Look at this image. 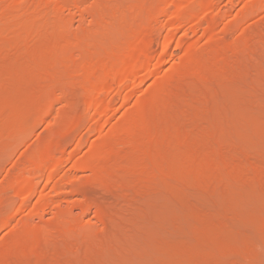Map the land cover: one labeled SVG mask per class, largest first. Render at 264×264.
<instances>
[{
    "label": "bare ground",
    "instance_id": "obj_1",
    "mask_svg": "<svg viewBox=\"0 0 264 264\" xmlns=\"http://www.w3.org/2000/svg\"><path fill=\"white\" fill-rule=\"evenodd\" d=\"M113 1H116V0H111L109 3H107L106 7H108V10L104 6H103L104 8L100 10V8H102L101 5L105 3L100 4L99 5L100 7L98 6L99 8L96 7V9H98V11L100 10L101 12L94 14L96 18V19L94 18V20H96L95 23L98 24L99 27H101V30H97L91 33L86 32L84 33V35L83 34L81 36L76 35L73 37L75 38V41H78L80 43L81 41L86 42L88 39L92 37L94 38V40H96L97 39L96 37L103 38V36H109L113 31H115V34H116L115 41L114 40H111L110 42L108 41L109 42L108 45H106L107 44L106 41L99 42V44L97 45V48H93L94 51H97V53L94 52V53L89 54L88 56L85 55L87 58L85 57L86 59H84V61H81L82 63L78 61H75V63L74 62L71 63L72 65H74L73 67L76 70V72H79L80 75H83L85 77V82L90 84V86L88 87L90 90V96L87 95L88 99L86 100L88 101V104L86 105L87 106L86 113L88 116H85L86 113L85 111L83 112V110H82V114H78V115H75V113L73 112V116H75L74 119H72L73 121L71 120L72 121L71 122L68 120L70 122L69 123L70 126L68 125V121L66 122V124L69 126V127L67 126L68 127L67 130L69 131L78 130L85 122L87 123V121L84 122V120H86L85 118L87 117L93 118L95 116L100 119L99 121L101 123V124L99 123L100 126H97L96 124V127H95L96 129L93 127L92 129L100 132L101 136L99 135V138H101V140L98 139V143H100L99 141H101L100 143L101 146L99 145L97 146L96 144L94 146L93 144L94 147L92 146V150H94V152H92L87 157L86 154H89V153L85 151V154H82V155H85L84 159L83 158L81 159V157L78 158L79 160L80 159L81 160L80 161L78 160L79 162L73 165H75L76 168L80 166V168H83L85 170L88 168L90 170L92 169L95 173V178H94L95 183L97 181L98 182L100 181V184L103 182L104 184L108 185L106 186V188H109V187L111 188V189L109 188L110 190L106 189V191L109 194L115 195L114 192H116V194L118 193L117 197L126 199V201L120 199L117 205L118 206L117 210L118 208L121 209L126 206L129 207L130 210L129 208H123V210L122 209L119 210L120 215L118 214L113 215L115 213L112 214V211L109 208L105 207V205H103V204L108 203L107 199L105 201V198L102 200L103 197H100L101 199L95 198L94 196L91 195V193L86 191L85 193L89 196L85 195L86 199L80 204V208H82L81 209L82 212H88L87 210H89L90 207L93 208L94 206L96 210V216L99 222L101 224L102 223L105 224L107 222V224L109 225L112 221L118 220L119 218L124 217L123 214H126L127 211L130 212L128 216L131 215L132 208L130 206L132 205V203L135 204L134 203L135 200L133 199L137 197L136 195L144 199L143 194H145V192L142 189L143 186L147 187L148 190L152 194H156L159 192L160 194H163L165 192L166 194L167 193L168 194L166 195L164 193L165 195L163 194L161 197L163 196L170 197L172 195L171 198L173 197L172 199L175 200V202H178L181 205L187 204L188 205L187 208L189 210L191 208L190 212L189 210L188 212H186L188 213L190 217V219L188 217L187 220L192 221L193 223H195L194 225H196V226H193L189 224L191 226V229H194L195 227L198 229V231L194 230V231H197L198 233V234H195L196 241H198L199 243L200 242L203 243L204 241L205 242L209 241L208 242L209 244L204 242L205 245H202V244L194 243L195 241H193L191 242L192 244H190L192 245L190 247H193L192 249H189L190 248L189 245H188L189 248L180 247L181 249H177V250H171L169 248L168 250L170 251L168 250L167 251L165 250L166 252L164 251L166 255H164L163 253V255L167 256V259H168L166 262L162 261L163 264H264V208L256 207L255 209L251 207V205L253 204L251 205L248 204L250 202L249 199H251V197L254 196L255 198L257 196L258 197L264 196V149H263L264 148V136L262 137L258 136V135L264 134V132H261V134L257 135V138L263 145H260L258 143L260 145L258 146V145H255L257 142L256 143L254 142L255 143L254 144L253 142L251 143L247 140L249 138H247L248 136L246 135L251 131H247L246 135L243 134V136L245 135L246 136L245 138L247 139L242 140L239 138L241 140L239 141L237 140L238 138L236 139L234 138V136L232 138L231 136V135H234L235 130L234 132L232 131L235 125L232 129L230 128L236 122L234 123V121H232L233 119H229L231 117L228 118V116L230 115L229 114L230 112L228 113L229 115L226 113L228 116L224 114L225 118L223 119H226V120H224L223 122L222 121L220 122V120H222L221 117L217 118L218 117L217 115H219V112H218L219 110L217 109L221 108V110H225V109H222L224 107H221V106H224V101H222V99H218V98H222L221 96L223 95V93L221 92H223L225 88L227 89L231 88L232 93H236V91L233 92L234 89L236 88H238L237 89L238 92L240 90H245L246 88H249V89L251 88L250 94L253 98L251 99V101L252 100L255 101L256 99H258L259 95L257 96V94L262 93L261 92L262 89H260L259 86H256L257 85L256 83H254L253 85L252 83L251 84H248V83L254 80L255 82L259 81L254 78L257 75L256 74L257 71L258 73L261 72L260 70H258V66L261 64L260 67L261 66L264 67L262 64L263 62L261 61L260 64H253L250 62L251 64L249 65V62L246 63L245 60L248 58L251 59L252 57L253 59L256 58V59L262 60L259 57L264 56L262 55L264 54V25L263 23H261L260 26L257 25L255 29L250 28L249 30L248 28L250 26L242 29V33L239 35V37L236 38L237 40L236 39L234 40L232 35L235 32L233 31L237 28H242V26L240 27L237 23L236 25L235 22L234 23L231 22L230 24V21L227 22L228 24H225V25L221 24L224 26L220 25L221 23L220 18H223L224 16H222L217 11H219L218 9H219V6L221 5L220 2L222 0H140L139 3L137 1H133L130 8L125 7L124 9L129 8L127 9L126 12L123 11L124 9L122 10L120 8L119 10L117 8L116 6L117 1L115 2L116 7H112L113 5L111 6V2L113 3ZM80 2L79 0H0V61H3V62H6L8 60L16 61L20 58V56L28 55V57L25 56L24 58L22 56V59H25V61L28 58L27 64H22L19 66L16 64L14 65L15 66L14 68L19 67L21 69L23 67L22 72L20 73L8 72L7 75H5L4 70L0 67V85L5 87L4 89L6 91L8 87L10 88L12 86H15L18 83L17 80L19 78H20L19 81H21L23 80L21 79V77H24L25 79V76L27 77L34 70L36 69L40 70L41 68L40 62H42L43 60L44 63H47V61H45L43 58H45L46 56H51V55L54 56L57 54L54 52L52 53L49 52L51 53V55H48L49 53L47 52L46 45H48L49 47L52 45V43L50 42L51 45L47 43L45 44L40 38L44 34H52V35L54 34V37H56L60 33L62 34L63 28H65L66 25H65V22L61 20L62 19L61 13L65 9H68V8H79L81 4ZM248 2L249 4L246 6L245 11L240 14V17L242 19L247 18L249 15H252L254 12H257V10L259 11L262 7H264L263 6L264 0H250ZM92 9L94 10V8H91L90 11H92L93 13ZM90 11L88 10V12ZM213 12H217L218 14L217 13L212 14ZM142 14H144V16H140ZM219 14L221 15V17L220 18L216 17V15L219 16ZM210 15H213V16L210 17ZM214 16L216 18H214ZM160 18H163V23H162V19L161 21L159 20ZM137 19H139L138 20L139 22L136 21ZM204 20H206L207 22L206 26H203L202 24V21ZM164 22L167 24L169 28L165 27ZM222 22L224 23V21ZM131 24H133V26H131ZM163 24H164L163 27H165L166 29L170 31L167 32V35L165 33V37L163 38L162 41H160L161 43L158 42L161 44V47L158 48L159 51H157V49L156 50L154 49L155 48L154 46L156 45L155 37ZM190 25H192L193 32L201 31L202 36H204L207 39L205 43L203 42L204 43L203 46H199L198 44H193L191 42L190 44L188 43L189 40H186L183 36H181L182 38L181 40L183 41H179V42L177 41V43L175 42V36L177 35L176 33L181 30H183V33L182 32L180 33L186 34L188 36V33L191 32V30L186 31V28L188 26L190 27ZM126 26L133 27L131 28V30L133 31V37H132V34H127L126 32H124L125 29L119 31L120 28L122 29L123 27H126ZM121 32H124V33H121ZM126 34L128 35V37H130V41L127 44H125L126 43L125 40L127 39ZM118 36L120 37L118 38V42L121 40L123 43L125 42L124 44L121 41L119 43H116ZM228 36L230 37L232 36V38ZM227 37L229 39H227ZM68 38L66 39L67 40L66 44L71 43L70 40L72 38H70V40H68ZM230 39H233L234 41L233 42L232 40L229 41ZM177 40H180V39H177ZM185 42L189 45H186ZM80 44L83 45L82 42ZM101 44H104L106 48L102 46L103 49H98V46ZM174 44H175V47H174ZM89 45L86 44L85 46L89 47ZM59 46L60 44L57 47ZM173 47L174 48L184 47L185 54L179 60V62L174 64V66L170 69V71L161 75L164 61L166 62V58H167L166 56H168V54H171L170 52ZM107 48H111L112 51H109L110 49L107 50ZM86 51L88 50L86 49ZM92 54H94V56H92ZM95 54L97 55V57L100 58L99 60L95 59V56H96ZM30 57L34 59L35 61H38V67L33 63L34 61ZM48 59H50V57H48ZM29 61H31V63ZM221 63L223 64L221 65ZM18 64H21V63L19 62ZM210 65L211 67H215V68L208 67ZM24 66L26 67L24 68ZM32 66H35L36 68ZM47 66L44 65L43 68L45 69ZM250 66H253V67H250ZM254 66L257 68H255ZM222 67H224V69ZM29 68H33V69H29ZM43 68H41L40 71L37 70L40 73L38 76H41V74L42 75L44 74ZM210 68L216 71L218 70V68H222V69L221 70L219 69V74H217L218 71L217 72L215 71L216 73L214 72L215 74L213 75V73L210 72L211 71ZM77 69L79 70L77 71ZM207 69H209L210 71H207ZM30 70H31V73L23 74V72H27V71L30 72ZM67 71L70 72L69 69ZM153 72L155 73V75L156 73L159 76L161 75L160 77L156 75L158 78L153 83L155 84V85H152L153 88L149 86V90L145 92H143L144 91L143 90L140 93H137L138 90L142 89L141 87L144 85L143 83L145 82V79L151 77V75L154 74ZM245 73L246 74L249 73V74L246 75ZM254 73H255V76H254ZM148 74L150 75L149 77H148ZM223 74H227L226 76H224L225 80H223L222 78H219L218 76H217V79L214 77L215 75H219L220 77H223L221 76ZM262 74L263 73H260L256 77L258 78V76L259 75L262 76ZM21 75H24V76H21ZM49 75H50V77L48 76L49 79L51 78L53 80L54 77H51V74ZM77 75L79 74L77 73ZM244 75L247 77H245ZM252 75H253V78H251ZM210 77H212L213 79ZM209 78H210V81H209ZM228 78H231V80ZM235 78L240 81H236ZM246 78L247 79L249 78V80L251 81L246 80ZM195 79H197L196 80L197 83L204 84L203 88L205 90L201 89L202 85H199V86L194 85L195 87L192 86L191 83L193 84L195 83L194 81L192 82V80H195ZM202 79L206 80V82H209L208 83L209 86L206 82L204 83V80ZM211 79L214 80V82H211L212 81ZM219 79H221L219 82L215 81ZM198 80H201V81L198 82ZM232 80L234 81V83L232 82L233 84L230 85ZM224 81L225 82L227 81L226 83L228 84H226ZM245 81H248V83H246ZM222 82L224 83V86L222 85L223 84ZM238 82H242L240 85H238L242 87H238L236 85L238 84ZM24 83L25 85L27 84L26 81ZM212 83L214 84L216 83L215 85L217 86L211 85ZM220 83L222 84L220 85ZM18 85L19 83L17 84L16 87H21ZM227 85L228 87H226ZM245 86H249V87L244 88ZM23 87L32 89L30 84L29 85L27 84L26 86H22V89ZM213 87L214 88L216 87L217 89L220 88L219 91L221 92L215 93L216 90H214ZM42 88H39V89H42ZM197 88L198 90H202V91L201 92L197 91L196 90ZM210 90H213L212 91L213 94H211L212 92ZM13 91L11 94L12 97H14V94L15 96L17 95L15 90ZM38 91L41 92L40 90ZM39 92L37 93L38 100H41L43 99V97H41L42 95H40L39 97V94H41ZM68 92H71L70 89L69 91H65L62 94L56 93L57 94L56 96L57 98L61 97V98H64L65 100V97L66 98L71 97L70 93H69L70 95L67 94ZM6 93H7L6 95L9 94V92H6ZM26 93L28 94L29 92H25V94ZM19 94L21 95V92H19ZM58 94H60L61 96H58ZM65 94L67 95L65 96ZM115 94H119L120 96H122V99L125 102L131 101L133 97H135L136 95L137 96L141 95V97H138L139 99L137 98L138 101L133 108L131 105L132 109H128L129 112H127L126 115H124L126 117L124 118L123 116L122 119L124 122H121L120 125H115V126H112L111 124L112 127L111 128L109 127V130L108 131L106 130L107 132L106 131L102 132L103 127H105V125L108 126V124L112 122V117H111L112 113L117 108V107L116 108L114 107L115 103L113 104L112 100L109 99V97L114 96ZM219 94H222V95L220 96ZM211 95H215V96L218 95L220 97L217 96L216 99H214L215 96L210 97ZM5 97H7L8 99H11L9 98L11 97L10 95L5 96ZM227 97H225L224 99L225 101L226 99L227 100L231 99L230 97L229 99ZM23 98L25 97L23 96ZM61 98L57 100L59 101L63 100ZM234 98L232 99L234 100ZM26 99L28 100L30 98H26ZM36 99H37V96L35 100ZM47 100L48 102L46 103V106H45L46 108L48 104L50 103L49 101H53V100L55 101L56 97L52 99L48 98ZM216 100L218 102H216ZM19 101L17 100V102ZM12 102L13 100L11 102H8L5 105L3 104V106L5 107L7 105L5 108V111L7 110L8 112L7 117L9 118L11 115H13V117L11 116V120L13 121V119L15 118L18 121L16 120L17 122L14 121L13 123H10V124L5 123L7 120L8 121H11V120L7 119V117H5V113H3L4 116H2L1 114L0 117H2V119L4 117V119L6 120H3L2 122H0V124H1V127L4 128V130L8 131L9 134L13 132L12 130L16 131V132H13L14 134L16 133L18 134L19 133L18 131H21V129L23 128V125H19L18 122L19 121L24 122L30 117L33 118L34 116H29V114H32V112L29 113V111L33 109H31L32 107H29L30 110H26L27 108H23L24 106L23 107L21 106L20 108L14 102V105H10V108L8 111L7 109V107H9L8 104H11ZM235 102H232V104H234ZM211 103L215 105H212ZM255 103L256 101L254 102V104ZM40 104H43V103L41 102ZM20 105H25V104H20ZM236 107L238 108V105ZM46 108H43L42 106V109L38 110V112L34 110L37 112V114L35 113L36 116L43 117L47 113L49 114L50 112L46 110ZM225 108H226V102H225ZM229 108H231V106ZM1 110L2 109L0 108V111ZM73 111L78 113L80 110L77 109L76 111V109H73ZM116 112L117 111H115V113ZM79 113H81V111ZM14 115L16 117H14ZM26 115L28 116L27 119H26ZM30 120L31 118L27 121L31 122ZM219 122L220 124H218ZM227 122L230 123V124L228 123L229 125L233 123L232 126L228 128L229 125L227 124ZM2 123L5 124L7 127L9 125L11 126L13 125V127L11 129H10L11 126L7 128L6 126H3ZM224 123L226 124L223 125ZM29 125L27 124V127ZM9 129L12 132H10ZM247 129H249V127ZM69 131H66V132L68 133ZM61 132H64V131H61ZM231 132L233 134L230 135ZM69 133L71 134V131ZM236 134L238 133L236 132ZM10 135H8V138L10 137ZM252 135L251 137H253ZM222 136H224L223 138L225 139L221 138ZM83 139L85 138L83 137ZM2 141L3 140H1V143L4 142ZM63 141L62 139H60V137L56 139H54L53 137V140L48 143L49 144L48 146H46L47 148L46 147L44 148L45 150L42 148L43 150L38 151L39 153L41 152L40 154L36 153L37 155L35 154L32 157L30 156L31 158H27L24 156L26 160L21 159L23 162H25V164H23L21 161L22 164L18 165L19 169H22V165H24L25 170L21 171L20 173H15L13 176L11 175L12 177L10 176L12 178L11 179L12 188H9V190L11 189L14 190L16 195L22 197L23 202L20 205L14 207L13 209L11 208V206L8 207V204H5L6 201L3 202L0 199L1 200L0 201V230L8 226H11V228H13L11 225L12 222L16 219L15 217H18V215L21 213H26L28 211V215L34 217L36 215L37 216L41 215L47 209H49L47 211H50V209L51 208L53 209L54 206H58L57 203L55 204L53 203L54 201L52 199V195L57 194V193H63L64 191L67 190V189L65 190V188L62 189V187L59 185V183L61 184V182H59L61 178L58 177V175L61 177V175L59 174L60 167L63 165V162L65 159L67 162V160L75 156L74 155L75 152L73 154L71 153L72 156H70L69 152H68V156H65L64 150L65 148H67L66 145L68 143L65 144V142ZM81 141H78V142L82 143ZM125 151L126 152L130 151L131 153L128 154V152L126 153ZM124 153H126L127 156ZM136 154H138L137 157H135ZM130 155L131 156L134 155L135 158L132 156L134 158L133 161L130 160L131 159ZM122 156L124 157L126 156V158L130 161L128 163H130L129 165L131 166L127 165L125 166L126 167L125 168L124 167L125 163L119 162L120 160L122 161L123 159H125V158H122ZM8 174L6 175V177L9 176ZM64 175L65 174L63 173V176ZM40 176H45L47 179V182L51 185L53 184L52 190L50 189L51 191H44V192L40 191L41 193L38 192L39 195H38V198L35 199L36 202L34 201L35 202L34 204L31 203L29 205L32 197L35 194L37 195L38 183L42 181V180L38 181V179L41 178ZM134 176L138 178L139 182L136 181L137 178ZM64 177L66 180H69V182L72 181V179L70 180V178L67 179L66 178L67 176H64ZM132 180L133 182H138L139 185H136L135 187L131 186ZM91 181L93 180L90 178L89 182ZM104 184L102 185L104 186ZM43 186H47V185L45 184ZM1 188L4 189L5 186L0 184V189ZM72 188H76V187H72ZM6 189H4L5 191H2L3 193L5 192L4 193L5 197H7L8 195V194L6 195ZM109 191L112 193H110ZM193 192L194 194L198 193L199 195H201V197L198 198L199 195L197 194V196L193 198V196L195 195L193 196L190 195ZM109 194H106V195L108 196ZM64 195H66V193ZM76 195H77V192H76ZM0 196L2 195L0 194ZM109 198L110 197H108V199ZM241 198H242V201H241ZM162 200H165V199H162ZM233 200L234 201L237 200V201L232 202ZM238 200L239 202L241 201L242 203L240 204ZM121 201L127 202V204L123 202L121 203ZM261 201H264V199ZM228 202H232L233 204L228 203ZM216 203H223L222 205L224 208L222 209V211L221 209L215 210L216 209L215 207H213V209L211 208L212 207L211 205L214 204L213 206H215ZM261 203L263 204H260V206L262 205L264 207V202H261ZM256 204L257 202L255 203V205ZM144 205L143 206L140 205V206H142L143 208ZM56 208L57 210H54L56 211L53 217L55 218L54 221H52L49 224L40 226V227H33L32 229L34 231H30L31 225L25 222L23 223V221L22 222L20 221L19 224L22 223L20 226L18 225V222H17V226L18 227L20 226V227L19 228L16 227L17 229L16 230L14 229L15 231H13V233L9 236V238L5 239L3 242L0 243V264H30V263H34L33 261H35L36 258L38 259V260L36 259L37 261L40 260V262H42L41 264H69V263L70 264H74V263L80 264L79 261L84 258L79 259L77 257H81L85 254V252L83 251H86V250H84V248L83 249H80V248H82V246L85 243H87V241L84 239L81 243L79 242L75 243L74 244L75 246H74V249H72L73 250L72 252L70 251L71 249L68 250V248L65 245L67 243L66 241L68 242L72 240H73L72 242L77 241L76 238H73L74 237L73 235H76L77 233L74 234L72 232L75 229H77V227L80 225L81 219L78 218L80 221L77 218L74 219L72 216L66 213L67 210L60 211L58 207ZM251 208L255 209L254 211H251L252 214L249 213ZM259 208L261 209L258 210L259 212H257V209ZM213 210L215 211L213 212ZM247 211L249 214H247ZM121 212H124V213L122 214ZM144 213H146L147 215L148 212L145 211ZM128 216L126 218H129ZM122 220H128V219H122ZM127 222L129 223L130 221H126V224ZM192 226L194 228H192ZM175 228L178 231L182 232V228H180V226L177 227L176 225L174 226V229ZM19 231L20 232L22 231V233L20 234ZM59 233H62V235L65 234L63 236L65 238L64 240L66 241L62 240L66 242L65 244L64 242L60 240V238H63V237H61L62 235ZM106 233L107 232H101L100 235L98 234L100 237L98 238L100 240L102 238L99 244L100 245L102 244L101 245L102 248L105 245L103 249H105L108 243H110L109 240L107 241L108 236H106ZM55 235L57 237L54 239V241H50L52 238H54ZM103 235L106 236V239ZM59 236L60 238H58ZM102 236L104 237L107 243L104 242V239ZM213 236L216 237L214 239V242H212L213 240L211 239ZM238 237H241L239 239L241 242L236 240L238 239ZM12 238L14 240H12ZM31 238H34L33 239L35 242L34 245L33 243L32 244L29 243V240ZM184 238H185V235H184ZM56 239L57 241H55ZM188 239L190 241L193 238L190 237ZM206 239H208V241H206ZM87 240L89 242V238ZM90 240H91V237H90ZM46 242H48V244H46ZM53 242H55L57 246L60 245L61 249L62 248L64 249L60 252L59 251L60 248L59 250L57 248L58 252H56L57 251L56 245H54L55 243ZM91 243L92 242L90 241V244ZM194 244L196 245L193 246ZM48 245L49 246L52 245L51 247H54V248L51 249V247H49ZM62 245H64V247ZM77 245L79 246L82 245V246L77 250L76 247H79ZM88 245L86 244V246ZM100 245H99V248H100ZM43 246L47 247L48 249ZM68 246L70 245L68 244ZM183 246H186V245H183ZM196 246H198V250ZM75 249L77 253H79L78 251L80 250V252L82 251L84 254L80 255L81 254L80 253L78 254L80 256H77L76 251L74 252ZM89 249L90 247H88V250ZM91 249L93 253H96V251H93L94 250L93 247ZM66 250H68L69 252L64 253L63 251H66ZM188 250H191V251H188ZM87 252L88 253L85 255H88L89 258H92L93 254L90 253V250ZM64 254H66L67 256L66 258L64 257ZM68 255H71V256H68ZM73 255H75L74 258L79 259V261L77 260V262L71 263L69 261H72V260H68V261L66 260L72 257V259L76 261L73 258ZM32 257L34 260L29 263V260ZM56 260L58 262H56ZM141 261L143 260L141 259ZM35 264L37 263L35 262Z\"/></svg>",
    "mask_w": 264,
    "mask_h": 264
},
{
    "label": "rangeland",
    "instance_id": "obj_2",
    "mask_svg": "<svg viewBox=\"0 0 264 264\" xmlns=\"http://www.w3.org/2000/svg\"><path fill=\"white\" fill-rule=\"evenodd\" d=\"M81 1V2H80ZM111 0H79V2L81 3L80 4V6H79V8H68V9H65L62 13H61V20H63L64 22H65V28H63V31H62V34L60 33V34H58L56 37H54V34L52 35V34H44V35H42L41 36V38L40 39H42V41L46 44H50L51 45V43H52V45L54 46H49L48 47V45H46L47 46V52L49 53V52H54V53H57L56 55H51V53H49L48 55H51V56H46L45 58H43L45 61H47V63H44V61L42 60V62H40L41 63V68H43V66L44 65H48L45 69L43 68V70H44V77H43V75L41 74V76H38L40 73H39V71L41 70V68H40V70L39 69H36V70H34L32 73H31V70H30V72H23V74L25 73V74H29V73H31V74H29L27 77L25 76V79H24V77H21V79H23V80H21V81H19L20 80V78L17 80V82L19 83V85L18 86H21V87H16L17 86V84L15 85V86H12V87H8L7 88V91L4 89L5 87H3V86H1L0 85V102H2V103H0V108L2 109L1 111H0V116H1V114H2V116H4L3 115V113H5V117H7L8 116V112H7V110L5 111V108H6V106L4 107L3 106V104L5 105V104H7L8 102H11L12 100H13V102L11 103V104H8V106L9 107H7V109H8V111H9V108H10V105H14V102H15V104L16 105H18L20 108H21V106L23 107V108H27L26 110H30V108L29 107H32L31 109H33V110H30L29 111V113L30 112H32V114H29V116H34L33 118L32 117H30L31 118V122L32 121H34V122H29V121H27V120H29V119H27V115H26V121H27V123H26V121H24V122H21V121H19L18 123H19V125H23V128L21 129V131H18V129H17V131L19 132L18 134L16 133V134H14L13 132H16L15 130H12V131H10V129L13 127V125L11 126V125H9V126H11L10 127V129H9V131L10 132H12V133H10V134H12V135H10L9 133H8V131H6V130H4V128H2L1 127V124H0V184L1 185H3V186H5V188L4 189H6V187H7V189H6V195H7V197H8V199H7V197H5V195H4V193L2 192V191H5L4 189H0L1 191L0 192H2V193H0L2 196H0V199L3 201V202H5V204H8V207L9 206H11V208H13L14 209V207H16V206H18V205H20L22 202H23V199H22V197L21 196H18V195H16V193L14 192V190H9V188H12V182H11V177L15 174V173H20L21 171H24L25 170V166L24 165H22V169H19V166L18 165H21L22 163L23 164H25V162H23L21 159H25V157H27V158H31L32 156H34L36 153L38 154L39 152L38 151H41V150H43L46 146H48L49 144V142H51L52 140H53V137H54V139H56V138H59L60 137V139H62V141L63 140H65V141H63V142H65V144H67L66 145V147L67 148H65V150H64V154H65V156H68V152L70 153V156H72V154L74 153V157H71L70 159L72 160H67V162H66V159L64 160V162H63V165L60 167V172H59V174L61 175V177L58 175V177L59 178H61L60 180H59V182H61V184L59 183V185L62 187V189L63 188H65V190L66 191H64L63 193H57V194H53L52 195V199H53V203L55 204V203H57V205L58 206H54V208H56V207H58V209L60 210V211H66V213L68 214V215H70V216H72L74 219L75 218H79V219H81V221H80V225L77 227V229H78V231H77V229H75L72 233H74V234H76V235H73L74 237L73 238H76L77 239V241L75 242H72V241H70V242H68V241H66V240H64L65 238H64V236L63 235H65V234H63L62 235V233H59V234H61L62 236L61 237H63V238H60V236L58 237V238H60V240L62 241V240H64V241H66V242H64V241H62V242H64V244L66 243V247L68 248V250L69 249H71L70 251L72 252L73 250L72 249H74V244L75 243H81L84 239L87 241V243H85L84 244V242H83V246L82 245H77V246H79V247H76L77 248V250L82 246V248H80V249H83L84 248V250H86V251H83V252H85V254H87L88 252L87 251H89L90 250V253L91 254H93V256H92V258H89V256L88 255H85L82 251L80 252V250L78 251L79 253H77V251H76V249L74 250V252L76 251V253H77V256H80V255H83V256H81V257H77V258H84V259H81L80 261H82V262H80L79 261V259H75L74 257H75V255H73V258L76 260V261H74L73 259H72V257H70V258H68V259H66L67 261L68 260H72V261H69V262H71V263H74V262H77V260L79 261V263L81 264H94V263H96L97 261L99 262H97L96 264H163V262H166L168 259H167V256H164V255H166L165 253H164V251L166 250H168L169 248L171 249V250H177V249H181V248H183V247H188V245H189V247L190 246H192V245H190V244H192L191 242H193V241H195L194 243H197V244H202V245H205V243H207V244H209L208 242V239H206V241H208V242H203V243H199L198 241H196V236H195V234H198L197 233V231H198V229L195 227H193V226H196V225H194L195 223H193L192 221H190V220H187L188 219V217H189V215H188V213H186V212H188V205L187 204H182V205H184V206H182L180 203H178V202H175V200H173L172 198H171V196L170 197H161L163 194H160V192L159 193H156V194H152L149 190H148V188L147 187H144L143 186V190H144V192H145V194H143V198L144 199H142V198H140V197H138V195H136L137 197L136 198H134L133 200H135L134 201V203L135 204H133L132 203V205L130 206L131 208H132V213H131V215L130 216H128V214H130V212L129 211H127V215L126 214H123L124 212H121L123 215H124V217H121V218H119L118 220H114V221H112L109 225L107 224V222L105 223L106 224V226H105V224H101L100 222H99V220H98V218H97V216H96V210H95V208H94V206H93V208L92 207H90V209L89 210H87L88 212H82V208H80V204H81V202H83L85 199H86V196L85 195H87L85 192L87 191V192H89V193H91V195L92 196H94L95 198H100V197H103L102 198V200L105 198V201H106V199H107V202L108 203H106V204H103V205H105V207H107V208H109L111 211H112V214L113 213H115V214H113V215H120V211L119 210H123V208H129V207H123V208H118V210H117V205H118V202L120 201V199H122L121 197H117V195H118V193L116 194V192H114L115 193V195L114 194H109L107 191H106V189H108V190H110L109 188H106V186H108V185H106V184H104L103 182L100 184V181L98 182H96L95 183V181H94V178H95V173H94V171L91 169H83V168H80V166L78 167V168H76V166L75 165H73V164H76V163H78L82 158L84 159V156L85 155H82V154H85V151L87 152V153H89V154H86L87 155V157L92 153V152H94V150H92V146H93V144H94V146H95V144L98 146H101V141H99L100 143H98V139L99 140H101V138H99V135L101 136V134H100V132L99 131H97V130H94V129H92V127L93 128H95L96 127V124H97V126H100L99 125V121H100V119L99 118H97V117H93V118H91V117H87V118H85L86 120H84V122L85 121H87V123L83 126H81L78 130H70L71 131V134L69 133L70 131L69 130H67V128L70 126L69 125V121H71L72 119H74V117L75 116H73V112L75 113V115H78V114H82V110H83V112L85 111V113H86V111H87V104H88V101H86L87 99H88V97H87V95H89L90 96V90H89V86H90V84H88V83H86L85 82V77L83 76V75H80V73L79 72H76V70L74 69V65H72L71 63H75V61H78V62H80V63H82L81 61H84V59H86L87 57L86 56H88L89 54H91V53H94V52H96L97 53V51H94V49L93 48H97V45L99 44V42H101V41H106V45H108L109 44V42L111 41V40H114L115 41V36H116V34H115V31H113L109 36H103V38L102 37H96L97 39L96 40H94V38L92 37V38H90V39H88L85 43L87 44V45H89V47H86L85 45V43L83 42V41H81L82 42V44L83 45H81L78 41H75V38H73L74 36H76V35H79V36H81L82 34L84 35V33H86V32H94V31H97V30H101V27H99V25L98 24H96L95 22H96V20H94V18H95V16H94V14H97V13H99V12H101L100 10L101 9H103L104 7L108 10V7H106V5H107V3H109ZM117 1V8L120 10V8L123 10L125 7H129L130 8V6H131V4H132V2L133 1H137L138 3L140 2V0H116ZM116 1H113V3L111 2V6L112 7H116L115 6V2ZM248 1H250V0H222L221 2H220V6H219V11H217L218 13H220L222 16H224L223 18H220L221 17V15L219 14V16L218 15H216V17H218V18H220L221 20H220V25L221 24H228L227 22L228 21H230V24H231V22H235V24L237 23L240 27L242 26V28H237V29H235L233 32H235V33H233V39L235 40L237 37H239V35L242 33V29H244V28H247V27H249L248 29L250 30V28H256V26L257 25H259L260 26V24L261 23H263V25H264V7H262L259 11L257 10V12H254L252 15H249L247 18H245V19H242L241 17H240V14L242 13V12H244L245 11V9H246V6L249 4V2ZM123 2V3H122ZM103 3H105V4H103ZM100 4H103V5H101V7L102 8H100V10L98 11V9H96V7L97 8H99L100 6ZM99 6V7H98ZM104 6V7H103ZM109 6V5H108ZM110 6V7H111ZM264 6V5H263ZM109 7V8H110ZM91 8H94V10H96V11H94L93 9V13H92V11H90L91 10ZM129 8H126V9H124L123 11L124 12H126L127 11V9H129ZM112 9V8H111ZM88 10L90 11V12H88ZM106 10V11H107ZM263 11V12H262ZM217 12H213L212 14H214V13H217ZM104 13V12H103ZM217 13V14H218ZM239 13V14H238ZM91 15V16H90ZM93 15V16H92ZM101 16V15H100ZM140 16H144V14H142V15H140ZM213 15H210V17H212ZM227 16V17H226ZM215 16H214V18H216ZM145 18V17H144ZM143 18V19H144ZM96 19V18H95ZM161 19H162V23H163V18H160L159 20L161 21ZM258 19V20H257ZM139 19H137L136 21L137 22H139L138 21ZM247 22H246V21ZM142 21V20H141ZM222 21H224V23L222 22ZM165 23V22H164ZM206 20H204V21H202V24H203V26H206ZM236 24V25H237ZM224 25H221V26H224ZM235 25V26H236ZM131 26H133V24H131ZM164 26V24L162 25V27L159 29V31H158V33H157V35H156V37H155V50L157 49V51H159V49L158 48H160L161 47V42L160 41H162L163 40V38L165 37V33H166V35H167V32H169L170 30H168V29H166V28H169L168 26H167V24L165 23V27H163ZM202 26V25H201ZM90 28V29H89ZM131 28H133V27H129V26H126V27H123L122 29L120 28V30L119 31H121V30H124L125 29V31L124 32H126L127 34H132V37H133V31L131 30ZM235 28V27H234ZM233 28V29H234ZM118 29V28H117ZM191 30V32H187L188 33V36L186 35V34H182L183 33V30H181V31H179V32H177L175 35L177 36H175V42L177 43V41L179 42V41H183V40H181L182 38H181V36H183L186 40H189V42L188 43H193V44H198L199 46H203L204 45V43L207 41V39L204 37V36H202V33H201V31H197V32H193L192 30V25H190V27L188 26L187 28H186V31H190ZM232 30V29H231ZM230 30V31H231ZM229 31V32H230ZM239 31V32H238ZM65 32V33H64ZM124 32H121V33H124ZM180 32H182V33H180ZM232 32V31H231ZM100 33V32H99ZM120 33V32H119ZM119 33H117V34H119ZM161 33H162V35H161ZM65 36H64V35ZM126 34V35H127ZM164 34V35H163ZM181 34V35H180ZM229 34V33H228ZM180 35V36H179ZM185 35V36H184ZM227 35V34H226ZM131 36V35H130ZM232 36L230 37V36H228V37H230V38H232ZM242 36V35H241ZM69 37V38H68ZM126 37H127V39H126ZM125 37V39L127 40H125V44H127L129 41H130V37H128V35ZM162 39H161V38ZM179 37V38H178ZM226 37V36H225ZM227 37V39H229ZM235 37V38H234ZM68 38V40H70V38H72L71 40H70V42L72 43H69V44H66L67 43V39ZM81 38H83V37H81ZM118 38H120L119 36L117 37V40H116V43H119L118 42ZM160 38V39H159ZM159 39V40H158ZM177 39H180V40H177ZM233 39H230L229 41H231L232 40V42L234 41ZM123 40V39H122ZM237 40V39H236ZM46 41V42H45ZM57 41H58V43H57ZM61 41V42H60ZM109 41V42H108ZM49 42V43H48ZM51 42V43H50ZM87 42H89V43H87ZM122 42V41H121ZM158 42H160V43H158ZM204 42V43H203ZM123 43V42H122ZM123 43V44H124ZM186 43V42H185ZM190 43V44H191ZM57 44V45H56ZM60 44V46L59 47H57L58 45ZM62 44H64V45H62ZM78 44H80V45H78ZM111 45V44H110ZM186 45H189V44H187L186 43ZM105 47L106 48V46H104V44H101V45H99L98 46V49H103V47ZM84 47V48H83ZM100 47H102V48H100ZM174 47H175V44H174ZM172 48L171 49V54H168V56H166L165 58H166V62L164 61V64H163V68H162V71H161V75L162 74H164V73H167L168 71H170V69L174 66V64L175 63H177V62H179V60L184 56V54H185V49H184V47L183 48ZM49 48V49H48ZM84 49V50H83ZM86 49L88 50V51H86ZM90 49V50H89ZM108 49H110L109 51H112V49L111 48H107V50ZM90 51V52H89ZM93 51V52H92ZM101 51V50H100ZM74 52V53H73ZM80 54V55H79ZM86 55V56H85ZM96 55V54H95ZM261 55V54H260ZM262 55H264V54H262ZM23 56V58L25 57V56H27L28 57V55H22ZM22 56H20V58L18 59V60H14V61H6V62H3V61H0V67L4 70V73H5V75H7V73L8 72H18V73H20V72H22V68L20 69L19 67H17V68H14L15 66V64L16 65H22V64H27L28 62H27V59H26V61H25V59H22ZM92 56H94V54H92ZM48 57H50V59H48ZM86 57V58H85ZM31 58V57H30ZM34 58V57H33ZM165 58H164V60H165ZM259 58H261L262 60H260V59H253V57L250 59V58H248V59H246L245 61H246V63L247 62H249V65L251 64V63H253V64H260L261 63V61L263 62L262 64H263V66H264V56H261V57H259ZM32 59V58H31ZM36 59V58H35ZM38 59V58H37ZM47 59V60H46ZM64 59H65V61H64ZM92 59H94V58H92ZM95 59H97V60H99L100 58L99 57H97V55L95 56ZM23 60V61H22ZM34 62V64L38 67V61H35L34 59H32ZM68 60V61H67ZM96 60V61H97ZM22 61V62H21ZM51 61H53V62H51ZM95 61V60H94ZM21 63V64H18V63ZM30 63H31V61H29ZM251 62V63H250ZM32 63V64H33ZM65 63V64H64ZM69 66H67V65ZM223 63H221V65H222ZM171 65V66H170ZM261 65V64H260ZM260 65L258 66V70H260L261 72L260 73H263L262 74V76L261 75H259L258 76V78L256 77L258 74H260V73H258V71H257V75L255 76V73H254V76H255V78L254 79H256V80H259V81H256L255 82V80L254 81H251V80H249V78L247 79L246 78V80H249V81H251V82H249L248 83V81H245L246 83H248V84H251L252 83V85L254 84V83H256L255 85L256 86H259L260 87V89H262V93L261 94H257V96L259 97L258 99H256L255 101H256V103L254 104V102L255 101H251V99H253L252 98V96H251V94H250V89L249 88H246V87H249V86H245L244 88H246L245 90H240L239 92H238V88H236V89H234V91L233 92H235L236 91V93H232V89L231 88H229V89H227V88H223L224 89V91L223 92H221V91H219V89L220 88H214V90H216V92L215 93H223V95L222 94H219L222 98H218V99H222V101H224V106H221V107H224V108H222V109H227L226 110V112H225V110H221V108L220 107H218V108H220V109H217V110H219L218 112H219V115H217L218 117L217 118H222V120H220V122L222 121H224V120H226V119H223V118H225L224 117V114H228L229 112V114L231 115H227L228 116V118L229 117H231V118H229V119H233L232 121H234V123L235 124H233V126H232V124L231 125H229L230 123L229 122H227V124L229 125L228 126V128L229 127H231L230 129H232L233 127H234V125H235V127L233 128V131L232 130H230V131H232V132H234V130H235V132H234V135H231V134H233L232 132L230 133V135L232 136V138H233V136H234V138H238L237 140H239V141H241L240 139H242V140H245V139H247V138H249V139H247L249 142H257L255 145H258V146H260V145H263L260 141H259V139L257 138V135L258 134H261V132H264V114H262V113H264V77H263V75H264V72H262V71H264V67H260ZM214 66V65H213ZM219 66V65H218ZM256 66V65H255ZM254 66V67H255ZM10 67V68H9ZM26 66H24V68H25ZM32 67H35V66H32ZM165 67V68H164ZM170 67V68H169ZM208 67H211V65L210 66H208ZM207 67V68H208ZM217 67V66H216ZM221 67V66H220ZM225 67V66H224ZM224 67H222L223 69H224ZM250 67H253V66H250ZM36 68V67H35ZM34 68V69H35ZM67 68V69H66ZM211 68H215V67H211ZM210 68V69H211ZM222 68H218V72L216 71V70H214V69H211V71L209 70V69H207V71H210L211 73H213V75L217 72V74H219V69L221 70ZM255 68H257V67H255ZM29 69H33V68H29ZM70 70V72L69 71H67V70ZM166 69H168V70H166ZM253 69V68H252ZM37 70H39V71H37ZM66 70V71H65ZM79 69H77V71H78ZM166 70V71H165ZM47 73H46V72ZM71 71H73V72H71ZM216 71V72H215ZM253 71V70H252ZM255 71V70H254ZM41 72H43V71H41ZM163 72V73H162ZM210 72H208V73H210ZM215 72V73H214ZM73 73V74H72ZM77 73L79 74V75H77ZM154 73V72H153ZM32 74H33V76H32ZM35 74H37V75H35ZM49 74H51V77H54L53 78V80L50 78L49 79V77H50V75ZM246 74V73H245ZM249 74V73H248ZM248 74H246V75H248ZM67 75V76H66ZM156 75L158 76V77H160L157 73H156ZM155 75V73L154 74H152L151 75V77H149L150 75L148 74V77L149 78H147V79H145V82L142 84L143 86L141 87L142 89H140V90H138L137 91V93H140L141 91H143V92H145V91H147V90H149V86L151 87V88H153L152 87V85H155V84H153L155 81H156V79L158 78L157 76ZM227 74H223V75H221V76H223V77H220L219 75H215L214 77L217 79V76L219 77V78H222L223 80H225V77L224 76H226ZM251 75V74H250ZM249 75V76H250ZM21 76H24V75H21ZM34 78H32V77ZM35 76H37V77H35ZM49 76V77H48ZM60 76V77H59ZM243 76V75H242ZM242 76H240V77H242ZM245 76V75H244ZM239 77V78H240ZM245 77H247V76H245ZM210 78H212V77H210ZM210 78H209V81H210ZM242 78H244V77H242ZM251 78H253V75H252V77ZM38 79H40V80H38ZM45 79V80H44ZM83 79V80H82ZM213 79V78H212ZM211 79V80H212ZM227 79V78H226ZM228 79H230L231 80V78H228ZM236 79V78H235ZM196 80L197 79H195V80H192V82L194 81L195 83L193 84V83H191L192 84V86H194V85H197V86H199V85H202L201 86V89H203V90H205L203 87H204V84H199V83H197L196 82ZM202 80H204V79H202ZM221 79H219V80H215V81H217V82H219ZM26 81V83L29 85H31V87H32V89H29V88H27V87H23V89H22V86H26L25 85V82ZM199 81H201V80H198V82ZM236 81H240V80H237L236 79ZM48 82V83H47ZM80 82V83H79ZM84 82H85V84H84ZM206 82V80H204V83ZM211 82H214V80H212ZM225 82V81H224ZM227 82V81H226ZM225 82V83H226ZM230 82V81H229ZM234 83V81L232 80L231 81V83H230V85L231 84H233ZM82 83V84H81ZM207 84L209 83V82H206ZM223 83V82H222ZM222 83H220V85L222 84ZM242 82H238V84H236L237 86L238 85H240ZM245 83V84H246ZM46 84V85H45ZM50 84V85H49ZM206 84V85H207ZM216 84V83H215ZM214 83H212L211 85H215ZM226 84H228V83H226ZM133 85V84H132ZM223 86H224V83L222 84ZM251 85V86H252ZM84 86V87H83ZM190 86V85H189ZM208 86H209V84H208ZM215 86H217V85H215ZM244 86V85H243ZM44 89H43V88ZM51 87V88H50ZM195 87V86H194ZM206 87V86H205ZM210 87H212V86H210ZM226 87H228V85L226 86ZM229 87H231V86H229ZM234 87V86H233ZM238 87H242V86H238ZM21 88V89H20ZM27 88V89H26ZM37 88V89H36ZM39 88H42V89H39ZM140 88V87H139ZM208 88V87H207ZM4 89V90H3ZM65 89V90H64ZM69 89H70V91L71 92H68L67 94H71V97H65V100H64V98H61V99H63V100H61V101H59V100H57V99H60V98H57V94L56 93H64L65 91H69ZM222 89V88H221ZM249 89V90H248ZM1 90H3V91H1ZM13 90H15V92H16V96H15V94H14V97H12V91ZM38 90H40L41 92H39ZM59 92H58V91ZM62 90V91H61ZM197 91H202V90H198V88L196 89ZM9 92V94L8 95H6L7 93L6 92ZM29 92L30 93V95H29V93L27 94H25V92ZM34 91V92H33ZM206 91H207V89H206ZM211 92L213 91V90H210ZM217 91H219V92H217ZM227 91H229V92H227ZM11 92V93H10ZM14 92V91H13ZM19 92H21V95L19 94ZM41 93V94H39V97H40V95H42L41 97H43V99H41V100H38V95H37V93ZM226 92H227V94H226ZM243 92V93H242ZM84 93V94H83ZM229 93V94H228ZM231 93H232V95H231ZM67 94H65V96L67 95ZM69 94V95H70ZM211 94H213V92L211 93ZM226 94V95H225ZM236 96H234V95ZM240 94V95H239ZM11 96V97H9V98H11V99H8L7 97H5V96ZM34 95H36L37 96V99L35 100V98H36V96H34ZM64 95V94H63ZM79 95V96H78ZM243 95V96H242ZM23 96L25 97V98H23ZM31 96V97H30ZM33 96V97H32ZM58 96H61L60 94H58ZM111 96V95H110ZM212 96H215V95H211L210 97H212ZM218 96V95H217ZM217 96H215L214 97V99H216V97ZM220 96H218V97H220ZM228 96V97H227ZM242 96V97H241ZM247 96V97H246ZM3 97H4V99H8L7 101L6 100H4L3 99ZM35 97V98H34ZM56 97V100L54 101H49L50 103L48 104V106H47V108L45 107L46 106V103L48 102V98L49 99H52V98H55ZM85 97H86V99H85ZM138 97H141V95L140 96H135V97H133V99L131 100V101H129V102H125L123 99H122V96H120L119 94H115L114 96H111V97H109V99H111L112 100V102H113V104L115 103V108L117 109H115V111H117L116 113H115V111L112 113V122H110L109 124H108V126L107 125H105V127H103V131L102 132H104V131H108L109 130V127L111 128L112 126H115V125H120L121 124V122H124L123 121V116L124 115H126V113L127 112H129V110L128 109H132L134 106H135V104L137 103V101H138ZM225 97H227L228 99H229V97L231 98V99H229V100H227L226 99V101L224 100L225 99ZM235 97V98H234ZM26 98H30V99H26ZM32 98V99H31ZM34 98V99H33ZM138 98V99H137ZM232 98H234V100L232 99ZM237 98V99H236ZM19 101V102H17V100ZM40 99V98H39ZM24 100H26V101H24ZM32 100V101H31ZM233 100V101H232ZM239 100V101H238ZM29 101H31V102H29ZM221 101V102H222ZM236 101V102H235ZM25 102V103H24ZM38 102H42L43 104H40V103H38ZM72 102V103H71ZM216 102H218L217 100H216ZM225 102H226V108H225ZM232 102H235L234 104H232ZM214 103V102H213ZM213 103H211L212 105H215V104H213ZM228 103V104H227ZM240 103V104H239ZM20 104H25V105H20ZM236 104V105H235ZM258 104V105H257ZM131 105H132V108H131ZM218 105V104H217ZM235 105V106H234ZM238 105V108L236 107ZM27 106V107H26ZM42 106H43V108H46V110H48L50 113L48 114H46L45 116H41V117H38V116H36V114H37V112H38V110H40V109H42ZM56 106V107H55ZM219 106V105H218ZM231 106V108H229ZM234 106V107H233ZM247 106V107H246ZM19 107H17V108H19ZM130 107V108H129ZM215 107H217V106H215ZM243 107V108H242ZM244 107H246V108H244ZM249 107V108H248ZM263 108V109H262ZM73 109H76V111H77V109L78 110H80L81 111V113H77V112H75V111H73ZM216 109V108H215ZM235 109V110H234ZM239 109V110H238ZM34 110H36V111H34ZM235 112H234V111ZM240 111V112H238V111ZM2 111H4V112H2ZM118 111H120V112H118ZM216 111V110H215ZM2 112V113H1ZM17 112H19V111H17ZM34 112V113H33ZM234 112V113H233ZM238 112V113H237ZM36 113V114H35ZM217 113V112H216ZM12 114V113H11ZM19 114V113H18ZM18 114H17V116H18ZM24 114V113H23ZM28 114V113H27ZM218 114V113H217ZM237 114V115H236ZM240 114V115H239ZM242 114V115H241ZM84 115V114H83ZM12 117H13V115H11ZM11 116L8 118L7 117V119H10L11 120ZM21 116V115H20ZM73 116V117H72ZM85 116H88L87 115V113H86V115ZM223 116V117H222ZM252 116V117H251ZM261 116V117H260ZM263 116V117H262ZM14 117H16L15 115H14ZM119 117V118H118ZM126 116H124V118H125ZM18 118V117H17ZM97 118V119H96ZM227 118V117H226ZM0 122H2L3 120H6V119H4V117H3V119H2V117H0ZM13 119V118H12ZM42 119V120H41ZM117 119H118V121H117ZM228 119V120H229ZM17 119H13V121L11 120V121H6L5 123H13L14 121H16ZM69 120V121H68ZM95 120V121H94ZM122 120V121H121ZM125 120V119H124ZM18 121V120H17ZM16 121V122H17ZM65 121V122H64ZM68 121V125L66 124V122ZM73 121V120H72ZM71 121V122H72ZM219 121V120H218ZM239 123H238V122ZM242 121H243V123H242ZM29 122V123H28ZM220 122L218 123V124H220ZM226 122V121H225ZM247 122V123H246ZM4 123V122H3ZM2 123V125L3 126H6L5 124H3ZM239 125H238V124ZM27 124L29 125L28 127H27ZM101 124V123H100ZM111 124H112V126H111ZM226 123H224L223 125H225ZM110 125V126H109ZM222 125V124H221ZM8 126V127H9ZM68 126V127H67ZM217 126V125H216ZM227 126V125H226ZM240 126V127H239ZM7 127V126H6ZM7 127V128H8ZM21 127V126H20ZM65 127V128H64ZM89 127H91V128H89ZM107 127V128H106ZM215 127V126H214ZM237 127H238V129H237ZM249 127V129H247ZM255 127V128H254ZM18 128V127H17ZM219 128V127H218ZM237 130H236V129ZM241 128V129H240ZM246 130H245V129ZM251 128V129H250ZM64 129H66V130H64ZM96 129V128H95ZM216 129V128H215ZM261 129V130H260ZM24 130V131H23ZM111 130V129H110ZM241 130V131H240ZM242 130H244V131H242ZM23 131V132H22ZM61 131H64V132H61ZM66 131H69L68 133L66 132ZM78 131V132H77ZM106 131V132H107ZM229 131V132H230ZM247 131H251V132H249L247 135H246V132ZM77 132V133H76ZM236 132L238 133V134H236ZM253 132V133H252ZM255 132V133H254ZM7 133V134H6ZM63 133V134H62ZM66 133V134H65ZM228 133V132H227ZM76 134H78V135H76ZM103 134H105V133H103ZM243 134H245L246 136H248L247 138H245L246 136L244 135L243 136ZM252 134H254V135H252ZM256 134V135H255ZM4 135V136H3ZM8 135H10V137L8 138ZM64 135V136H63ZM69 135V136H68ZM71 135V136H70ZM227 135H229V134H227ZM238 137H237V136ZM251 135L253 136V137H251ZM7 136V137H6ZM236 136V137H235ZM240 136V137H239ZM259 137H262V136H264V134H261V135H258ZM6 137V138H5ZM83 137L85 138V139H83ZM224 136H222L221 138H223ZM230 137V136H229ZM4 138V139H3ZM46 138V139H45ZM81 138V139H80ZM240 138V139H239ZM250 138H252V139H250ZM254 138H255V140H254ZM50 139H52V140H50ZM84 141H83V140ZM97 139V140H96ZM223 139H225V138H223ZM1 140H3L2 142L3 143H1ZM7 140V141H6ZM9 140V141H8ZM82 140V141H81ZM78 141H81L82 143H80V142H78ZM259 141V142H258ZM19 142V143H18ZM230 142V141H229ZM79 143V144H78ZM243 143V142H242ZM260 145H259V144ZM6 144V145H5ZM3 145V146H2ZM32 145V146H31ZM93 146V147H94ZM4 148V149H3ZM41 148V149H40ZM43 148V149H42ZM47 148V147H46ZM97 148V147H96ZM260 148H262V147H260ZM2 149V150H1ZM79 149V150H78ZM94 149V148H93ZM264 149V148H263ZM45 150V149H44ZM126 152V151H125ZM128 152V154L129 153H131L130 151H127ZM126 152V153H127ZM41 153V152H40ZM39 153V154H40ZM72 153V154H71ZM126 153H124L125 155H126ZM138 153V152H137ZM36 154V155H37ZM79 154V155H78ZM139 154V153H138ZM138 154H136V156L135 157H137L138 156ZM29 157H28V156ZM25 156V157H24ZM31 156V157H30ZM83 156V157H82ZM127 156V155H126ZM126 156L124 157V156H122V158H125V159H123L122 161L120 160L119 162L120 163H122V162H124L125 163V165H124V167L125 166H127V165H129L130 163H128V162H130L127 158H126ZM131 156V155H130ZM133 157H134V155H132ZM131 156V161H133L134 160V158ZM81 157V159L79 160L78 158H80ZM66 158H68V157H66ZM77 158V159H76ZM130 158V157H129ZM133 158V159H132ZM26 160V159H25ZM79 160V161H78ZM21 161H22V163H21ZM20 162V163H19ZM66 162V163H65ZM19 163V164H18ZM128 163V164H127ZM78 165V164H77ZM18 166V167H17ZM23 166H24V168H23ZM65 166V167H64ZM129 166H131V165H129ZM27 167V166H26ZM123 167V168H124ZM126 168V167H125ZM16 169V170H15ZM17 169H19V170H17ZM129 169H131V168H129ZM13 170H14V172H13ZM118 170V169H117ZM119 171H121V170H119ZM119 171H117V172H119ZM9 173V174H8ZM11 173H13V174H11ZM63 173L65 174L64 176H67L66 178L68 179V178H70V180L72 179V181H70L69 182V180H66L65 179V177L63 176ZM9 175V176H7L6 177V175ZM90 174V175H89ZM12 175V176H11ZM11 176V177H10ZM94 176V177H93ZM41 178H39L38 179V181H40V180H42V181H40L39 183H38V190H37V195L35 194L33 197H32V199H31V201H30V203H29V205L32 203V204H34L36 201H35V199H37L38 198V195H39V193H41V192H44V191H51L52 190V185L51 184H49L48 182H47V179H46V177L45 176H40ZM43 177V178H42ZM86 177V178H85ZM134 177H136V176H134ZM64 178V179H63ZM92 179L93 181H91V182H89V179ZM127 178V177H126ZM137 178V177H136ZM65 180V181H64ZM131 180V179H130ZM134 180V179H133ZM133 180H132V183H131V186H133V187H135L136 185H139V181H138V178H137V180L136 181H138V182H133ZM46 181V182H45ZM7 182V183H6ZM62 182H64V183H62ZM67 182V183H66ZM69 182V183H68ZM73 183V184H72ZM80 183V184H79ZM136 183H138V184H136ZM47 185V186H43V185ZM102 184H104V186L102 185ZM49 185H50V187H49ZM67 185V186H66ZM82 185V186H81ZM141 185V184H140ZM79 186V187H78ZM81 186V187H80ZM72 187H76V188H72ZM42 190H41V189ZM70 188V189H69ZM51 189V190H50ZM78 189V190H77ZM7 190H9V191H7ZM90 190V191H89ZM41 191V192H40ZM77 192V195H76V192ZM79 191V192H78ZM11 192V193H10ZM39 192V193H38ZM105 192H107V193H105ZM110 192V191H109ZM117 192H119V191H117ZM66 193V195H64ZM69 193V194H68ZM79 193V194H78ZM88 193V194H89ZM110 193H112V192H110ZM106 194H109L108 196L106 195ZM166 194V193H165ZM164 194V195H165ZM168 194V193H167ZM166 194V195H167ZM198 194V193H197ZM197 194H194V192L193 193H191L190 195H195V196H193V198H195L196 196H197ZM4 195V196H3ZM120 195V194H119ZM141 195H142V193H141ZM199 195V194H198ZM80 196V197H79ZM87 196H89V195H87ZM91 196V197H92ZM107 198H106V197ZM116 196V197H115ZM169 196V195H168ZM191 196V197H192ZM75 197V198H74ZM108 197H110L109 199H108ZM201 197V195H199L198 196V198H200ZM4 198H5V200H4ZM10 198V199H9ZM78 198V199H77ZM113 198V199H112ZM116 198V199H115ZM119 200H118V199ZM167 198V199H166ZM256 198V199H255ZM254 198V196L253 197H251V199H249V203L248 204H253V205H251V207L252 208H255L256 209V207L258 208V207H261V208H264L262 205L260 206V204H263V203H261V202H264V201H261V200H263L264 199V196H262V197H255ZM7 199V200H6ZM101 199V198H100ZM162 199H165V200H162ZM258 199V200H257ZM0 200V201H1ZM14 200V201H13ZM17 200V201H16ZM98 200V199H97ZM117 200V201H116ZM122 200H125L126 201V199H122ZM168 200V201H167ZM35 201V202H34ZM142 201V202H141ZM237 201V200H236ZM236 201H232V202H236ZM241 201H242V198H241ZM239 202V200H238V202L241 204L242 202ZM252 201H254V202H252ZM259 201V202H258ZM59 202V203H58ZM100 202H102V201H100ZM123 201H121V203H122ZM140 202V203H139ZM232 202H228V203H232ZM257 202V204L255 205V203ZM123 203H126L127 204V202H123ZM238 203V204H239ZM247 203H246V205H247ZM259 203V204H258ZM102 204V203H101ZM111 204H113V205H111ZM146 206H145V205ZM178 204V205H177ZM220 206H219V205ZM223 203H216V205L215 206H213V205H211L212 207V209H213V207H215L216 209L215 210H217V209H221V211H222V209L224 208L223 207V205H222ZM233 204V203H232ZM28 205V206H29ZM115 205H116V207H115ZM140 205H144V207L142 208V206H140ZM177 205V206H176ZM124 206V205H123ZM180 206V207H179ZM217 206H219V207H217ZM135 207V208H134ZM175 207V208H174ZM221 207V208H220ZM50 209V211H47V210H49V209H47V210H45L41 215H36V216H30V215H28V211L26 212V213H21V214H19L18 215V217H15L16 219L12 222V227L13 228H11V226H8V227H4V228H2L1 230H0V243L1 242H3L5 239H8L9 238V236L13 233V231H15L17 228H19L20 226H21V224H19L20 223V221L22 222L23 221V223L25 222V223H27V224H29V225H31L30 226V231H34L32 228L33 227H40V226H43V225H46V224H49V223H51L52 221H54V219L55 218H53L54 217V215H55V213H56V211H54V210H57V208L56 209ZM141 208V209H140ZM179 208H181V209H179ZM190 208V207H189ZM250 209V211H249V213L250 214H252V212L251 211H254L255 209ZM261 208H259V209H257V212H259L258 210H260ZM94 209V210H93ZM137 209V210H136ZM177 209H179V210H177ZM183 209V210H182ZM185 209V210H184ZM125 210V209H124ZM127 210V209H126ZM129 210H130V208H129ZM139 210H141V211H139ZM143 210V211H142ZM176 210V211H175ZM190 210H191V208H190ZM190 210H189V212H190ZM215 210H213V212L215 211ZM140 213H139V212ZM145 211H147L148 213H147V215H146V213H144ZM170 211V212H169ZM182 211V212H181ZM248 211H247V214H249L248 213ZM117 212V213H116ZM166 212V213H165ZM216 212H218V211H216ZM261 212V211H260ZM48 213V214H47ZM84 213V214H83ZM87 213V214H86ZM254 213V212H253ZM139 214H141V215H139ZM150 216H149V215ZM256 214H258V213H256ZM24 217H22V216ZM126 215V216H125ZM137 215H139V216H137ZM129 217V218H126V217ZM52 217V218H51ZM56 217V216H55ZM133 217V218H132ZM143 217V218H142ZM163 217V218H162ZM167 217V218H166ZM22 218V219H21ZM148 218V219H147ZM122 219H128V220H122ZM168 219V220H167ZM189 219H190V217H189ZM143 220H145V221H143ZM161 220V221H160ZM126 221H130L129 223L127 222V224H126ZM160 221V222H159ZM185 221V222H184ZM188 221H190V222H188ZM17 222H18V225H20L19 227L17 226ZM259 222V221H258ZM189 224H191V225H193L192 226V228H194V229H191V226L189 225ZM105 227H104V226ZM127 225V226H126ZM159 225V226H158ZM164 225V226H163ZM177 225V227H179L180 226V228H182V232L181 231H178L176 228L174 229V226H176ZM184 225V226H183ZM17 227V228H16ZM104 227V228H103ZM125 227V228H124ZM159 227V228H158ZM169 227V228H168ZM171 227V228H170ZM188 227V228H187ZM93 228H95V229H93ZM15 229V230H14ZM99 229V230H98ZM104 231H103V230ZM184 229V230H183ZM159 230V231H158ZM194 230H197V231H194ZM12 231V232H11ZM89 231V232H88ZM176 231V232H175ZM193 231V232H192ZM20 232V231H19ZM18 232V233H19ZM71 232V231H70ZM70 232H68V233H70ZM101 232H107L106 233V236H108V239H107V241L109 240V242L110 243H108V245L106 246V248L105 249H107V250H105V249H103L104 247H105V245L103 246V248H102V244L100 245L99 243L101 242V240H102V238H101V240L99 239L100 237H99V235H100V233ZM159 232V233H158ZM22 233V231L20 232V234ZM162 233V234H161ZM193 233V234H192ZM99 234V235H98ZM105 234V233H104ZM164 234V235H163ZM192 234V235H191ZM56 235H58V234H56ZM54 236V238H52L50 241H54V239L57 237V236ZM85 235V236H84ZM184 235H185V238H184ZM194 235V236H193ZM71 236V235H70ZM97 236V237H96ZM104 236V235H103ZM102 236V237H103ZM106 236H104L105 237V239H106ZM162 236H164V237H162ZM17 237V236H16ZM72 237V236H71ZM70 237V238H71ZM87 237V238H86ZM90 237H91V240H90ZM96 237V238H95ZM99 237V238H98ZM104 237H103V239H104ZM193 238V239H191L190 241H189V239L188 238ZM242 237V236H241ZM241 237H238V239H236V240H238L239 242H241L239 239L241 238ZM18 238H19V236H18ZM89 238V242H88V239ZM98 238V239H97ZM162 238H163V240H162ZM183 238V239H182ZM216 237H212L211 239L213 240L212 242H214V239H215ZM34 238H31L30 240H29V243L30 244H32L33 243V245L35 244V242H34V240H33ZM94 241H93V240ZM105 239H104V242H106L105 241ZM187 239H188V241H187ZM12 240H14L13 238H12ZM17 240V239H16ZM15 240V241H16ZM59 240V239H58ZM59 240V241H60ZM98 240H100V241H98ZM55 241H57V239L55 240ZM85 241V242H86ZM90 241L93 243H91L90 244ZM140 242V243H139ZM28 243V244H29ZM49 243H51V242H49ZM53 243H55V242H53ZM52 243V244H53ZM107 243V242H106ZM181 243V244H180ZM46 244H48V242H46ZM60 244H61V242H60ZM68 244L70 245V246H68ZM73 244V245H72ZM86 244L88 245V246H86ZM110 244V245H109ZM146 244V245H145ZM186 245V246H183V245ZM45 245V244H44ZM54 245H56V243L54 244ZM95 245V246H94ZM99 245H100V248H99ZM143 245V246H142ZM181 245V246H180ZM196 244H194L193 246H195ZM46 246V245H45ZM45 246H43V247H45ZM49 246V245H48ZM52 245H50L49 247H51ZM59 246V247H58ZM56 245V250H57V248H58V250H59V248H60V252L64 249V248H62L61 249V246L60 245ZM63 247H64V245H62ZM73 248H72V247ZM109 246V247H108ZM207 246V245H206ZM66 247H65V249H66ZM88 247H90V249L88 250ZM93 247V251H96V253H93L91 250V248ZM109 249H108V248ZM181 247V248H180ZM188 247V248H189ZM197 247V250H198V246H196ZM196 247H194V248H196ZM45 248H47V247H45ZM52 248H54V247H51V249ZM167 248V249H166ZM193 247H190L189 249H192ZM200 248V247H199ZM48 249V248H47ZM95 249H97V250H95ZM201 249V248H200ZM199 249V250H200ZM44 250H46V249H44ZM55 250V249H54ZM58 250L56 251V252H58ZM68 250H66V251H63L64 253H66V252H69ZM149 250V251H148ZM193 250H195V249H193ZM48 251H50V250H48ZM150 251H152V252H150ZM165 251V252H166ZM168 251H170V250H168ZM188 251H191V250H188ZM53 252V251H52ZM99 252V253H98ZM75 253V254H76ZM81 253V254H80ZM154 253V254H153ZM157 253V254H156ZM163 253H164V255H163ZM73 254V253H72ZM78 254H80V255H78ZM91 254H89V255H91ZM97 254V255H96ZM162 254V255H161ZM60 255V254H59ZM96 255V256H95ZM68 256H71V255H68ZM84 256H86V257H84ZM104 256V257H103ZM163 256H164V258H163ZM64 257L66 258L67 256H66V254H64ZM87 257H88V259H87ZM95 257V258H94ZM103 257V258H102ZM162 257V258H161ZM35 258V257H34ZM86 258V259H85ZM99 258H101V259H99ZM158 258V259H157ZM161 258V259H160ZM37 259V258H36ZM35 259V261H33L34 259H33V257L29 260V263L30 262H34V263H30V264H35V262L37 263V264H41L42 262H40V260L39 261H37ZM141 259L143 260V261H141ZM157 259V260H156ZM162 259H164V260H162ZM84 260V261H83ZM89 261V262H87V261ZM147 260V261H146ZM65 261V260H64ZM92 263H91V262ZM163 261V262H162ZM50 262V261H49ZM56 262H58L57 260H56ZM70 264V263H69ZM75 264V263H74Z\"/></svg>",
    "mask_w": 264,
    "mask_h": 264
}]
</instances>
